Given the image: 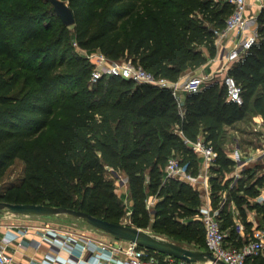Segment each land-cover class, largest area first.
Wrapping results in <instances>:
<instances>
[{
  "label": "trees",
  "instance_id": "16d2710c",
  "mask_svg": "<svg viewBox=\"0 0 264 264\" xmlns=\"http://www.w3.org/2000/svg\"><path fill=\"white\" fill-rule=\"evenodd\" d=\"M65 2L74 18L69 25L49 0H0V179L16 159L23 163L19 182L0 186V200L61 205L119 222L124 203L105 172L120 170L128 224L205 249L200 188L164 176L170 157L188 161L190 174L198 172L200 158L184 140L201 137L217 152L209 168L210 204L225 242H245L253 229L247 211L255 212L256 227L264 223V201L254 199L264 173L244 170L228 187L221 179L235 161L221 143L226 127L247 112L264 124V7L256 16V40L228 69L240 84L241 101L226 99L223 83L213 80L184 92L178 104L168 88L119 75L91 81L93 65L73 42L175 81L216 55V31L232 7L228 0ZM259 133L264 137V130ZM223 190L239 222L225 202L218 203ZM149 196L154 201L147 207ZM146 251L157 264L179 260ZM251 262L264 264V257Z\"/></svg>",
  "mask_w": 264,
  "mask_h": 264
},
{
  "label": "built area",
  "instance_id": "2783aa9c",
  "mask_svg": "<svg viewBox=\"0 0 264 264\" xmlns=\"http://www.w3.org/2000/svg\"><path fill=\"white\" fill-rule=\"evenodd\" d=\"M231 3V11L226 17L223 29L216 31L217 39L228 31H235L238 36V42L230 48L224 55V70L222 83L225 87L226 99L240 102L241 87L234 77L228 72L231 64L237 61L242 53L251 46L257 38V15L246 14V0H228ZM264 6V0L261 3ZM216 39V40H217ZM75 50L86 56L93 67L90 73V80L94 81L102 75H119L123 78L133 80L137 83H147L168 88L177 100H181L180 92H192L201 88L206 81L213 75H187L182 79L171 81L163 76H156L151 71L145 69L142 65L133 62L129 58L114 60L106 56L99 50H87L79 47L73 42ZM255 128L263 132V129ZM200 158L198 172L195 175L190 174L188 161H181L177 157H170L164 166V176H179L182 179L198 186L209 195V168L215 161L217 152L209 142H204L201 137L195 140H184ZM228 156L235 161V166L242 167L245 163L236 150ZM237 174V173H236ZM257 201H264V195L259 193ZM154 201V200H153ZM153 201L147 202V207L152 205ZM217 209L210 205L201 204L200 219L205 227V249L208 250L216 259L222 260L227 264H245L250 258L257 256L264 246V224L252 229L248 239L242 244L228 245L225 242L226 232L219 227L216 218ZM4 226L0 236V264H12V256L8 248L12 244H21L22 239L32 228L30 224H20L9 222L1 224ZM242 224H237L240 230ZM43 232L39 235L37 245L46 243L51 249L42 258L43 263L52 264L60 262L62 264H157L156 259L147 253V248L136 243L119 239L115 237L108 238L104 236L90 237L84 234L72 236V233L60 231L56 227H50L45 224ZM74 235V234H73ZM65 252V255L60 251ZM173 264H202V262L190 263L184 260H173ZM32 264V263H27ZM209 264L210 261H209Z\"/></svg>",
  "mask_w": 264,
  "mask_h": 264
},
{
  "label": "rangeland",
  "instance_id": "374dc122",
  "mask_svg": "<svg viewBox=\"0 0 264 264\" xmlns=\"http://www.w3.org/2000/svg\"><path fill=\"white\" fill-rule=\"evenodd\" d=\"M65 1V0H64ZM55 22V21H54ZM258 26V25H257ZM218 37V36H217ZM217 39V38H216ZM121 58L120 60H122ZM195 74V71L189 70V74ZM222 75L223 74H216L211 78V81H217L220 83L222 82ZM21 85L23 84L22 81ZM222 83L218 84L221 85ZM239 84V83H238ZM240 85V84H239ZM258 115L253 114L251 112H247L245 117L234 123L233 126L226 127L225 131V138L221 143L224 150L229 153L233 150H238L240 156L243 157L245 154L246 157L244 159H248L247 163L241 167V169H235L232 167L231 171L225 172L223 175L222 181H225L228 187H231L234 184V180L238 178L244 170L249 169L254 174H261L264 173V137L259 133L260 131L256 130V118ZM264 126V124L262 125ZM258 132V133H257ZM262 149V150H261ZM230 154H233L230 153ZM23 171V163L21 160L16 159L14 163L7 169L5 174L0 179V186H4L6 184H10L12 182L16 183L19 182ZM237 173V174H236ZM106 176L111 178L113 181V185L115 188V192L117 196L122 198L124 203L125 212L124 214L118 219L119 222L122 223H130L129 221V195L128 189L126 186V175L122 171H113L110 168L106 169L105 172ZM246 177V175H244ZM261 194H264V185L260 189ZM202 199V195L200 196ZM154 197L149 196L147 198V202L153 201ZM226 203L227 206H231L232 201L228 200L225 190L220 193V198L218 203L220 205ZM2 215V216H1ZM39 217H35L34 214L32 215H21V214H10L7 212H0V221L11 219L14 221H23V220H34V218L39 219V223L45 225L48 224L50 227H56L60 231H66L68 233H72V236H79L81 234L90 236V237H99V236H110L108 233L90 225L85 220L79 217H75L69 214H59V215H36ZM19 219V220H16ZM41 220V221H40ZM42 222V223H41ZM145 229L153 234L159 235L161 237H165L169 240H176L167 237L166 235L152 232L150 227L142 228ZM74 234V235H73ZM108 239V238H107ZM177 241V240H176ZM178 243L184 245L185 247L192 248V245L187 241H178ZM193 249V248H192ZM209 262L203 261L202 264H208Z\"/></svg>",
  "mask_w": 264,
  "mask_h": 264
},
{
  "label": "water",
  "instance_id": "95a60500",
  "mask_svg": "<svg viewBox=\"0 0 264 264\" xmlns=\"http://www.w3.org/2000/svg\"><path fill=\"white\" fill-rule=\"evenodd\" d=\"M53 10L64 25L72 24L74 21L72 11L64 0H49ZM10 214H37V215H59L69 214L82 218L90 225L112 235L115 238L129 240L147 249L154 250L184 260L190 263L211 261L216 264H227L222 260L216 259L206 249H192L165 237L153 234L140 227L114 222L102 217L92 215L86 211L65 207L61 205H51L47 203H26L8 202L0 200V212Z\"/></svg>",
  "mask_w": 264,
  "mask_h": 264
},
{
  "label": "crops",
  "instance_id": "0c3cea01",
  "mask_svg": "<svg viewBox=\"0 0 264 264\" xmlns=\"http://www.w3.org/2000/svg\"><path fill=\"white\" fill-rule=\"evenodd\" d=\"M262 1L263 0H246V14L247 15H257L258 12L260 11V9H262L264 7L261 5ZM237 42H238V36L235 33V31H228V32L224 33L221 36V38H219L215 41L216 46H217L216 55L214 57H209L203 64H201L200 66L191 70V71H195V74H191V75L202 74V75H207V76H209V75L214 76L216 74H224L225 73V70L223 69L224 68V59L222 57L230 48L235 46ZM203 52L205 54H207V51L205 50V48H203ZM187 74H189V71H185L179 77V79H182L184 76H187ZM213 76H212V78H213ZM209 82H212L211 79L206 81L205 84L209 83ZM183 95H184V92H180L181 98L183 97ZM256 124H257V126L259 125V129H263L260 116H257ZM232 152H229V153H232ZM236 152L240 156V153L237 149H236ZM244 157H246V156H243V158ZM244 160H245V163H244V165H245L247 163L248 159H244ZM235 169L239 170V169H241V167H238L236 165ZM201 192H202L201 195H202V199H203V201L201 200V203L203 205L208 204L211 206V204H210V191H209V195L203 190H201ZM262 195H264V194H262ZM229 210L231 211L235 222H239L238 217H237V210L235 209L233 204H231V206H229ZM21 215H26V214H21ZM28 215H32V214H28ZM34 215H35V217H39V216H36L37 214H34ZM247 219L252 221V223H253L252 228H255L256 224H257V219L255 217V212L253 210L247 211ZM16 220H19V219H16ZM38 221H39V219H37V218H34V220H23V221H14L11 219H6V220L0 221L1 224H6L9 222H15V223H20V224H30L33 228V229H31V231L26 236H24V238L21 241V244H19V245L12 244L9 246L8 251L12 256V264H27V263L47 264V263H43L41 260L47 252H51L52 250L49 249V247L46 243L40 242L37 245L39 235L43 232L42 228L44 227V225L40 224ZM45 224H47V223H45ZM263 224H261V225H263ZM3 230H4V226L1 225L0 226V236L3 233ZM242 230H243V226L240 230H238L240 232V234L243 233ZM104 237H106V236H104ZM111 237L113 238L112 235L107 236V238H111ZM60 253L65 255V252H63L62 250L60 251ZM257 256L260 258L264 257V246L260 250V252ZM52 264H62V263L53 262ZM245 264H253L251 262V258L248 259V262Z\"/></svg>",
  "mask_w": 264,
  "mask_h": 264
},
{
  "label": "bare ground",
  "instance_id": "6f19581e",
  "mask_svg": "<svg viewBox=\"0 0 264 264\" xmlns=\"http://www.w3.org/2000/svg\"><path fill=\"white\" fill-rule=\"evenodd\" d=\"M207 262H209V260H207ZM210 263H211V264H216V263H214V262H211V261H210ZM208 264H209V263H208Z\"/></svg>",
  "mask_w": 264,
  "mask_h": 264
}]
</instances>
